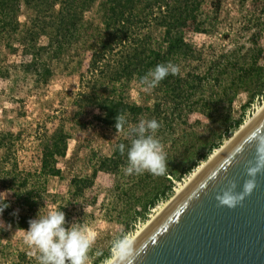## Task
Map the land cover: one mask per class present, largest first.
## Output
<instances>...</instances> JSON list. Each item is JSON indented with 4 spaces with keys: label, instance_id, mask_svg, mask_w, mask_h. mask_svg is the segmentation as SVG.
Returning <instances> with one entry per match:
<instances>
[{
    "label": "trees",
    "instance_id": "1",
    "mask_svg": "<svg viewBox=\"0 0 264 264\" xmlns=\"http://www.w3.org/2000/svg\"><path fill=\"white\" fill-rule=\"evenodd\" d=\"M19 1L0 0V40L8 52H19L27 58L17 67L32 75L35 82L45 83L52 76L51 60L80 39L86 42L90 56L85 71L79 73V90L73 99L75 117L86 107H97L100 115L93 116L109 126H115L120 113L126 115L129 126L140 119L155 118L161 124L158 137L168 141L166 132L173 130L174 105L183 103L210 122L223 125L229 134L243 120L242 114L234 118L231 113L238 93H249L259 101L264 95L263 48L255 35L246 42L235 39L230 49L217 51L212 44L199 47L188 41L184 31L177 28L184 20L192 23L196 33L214 34L222 24L224 0L210 1L212 13L204 10L206 0H21L32 13L24 24L18 20ZM231 1L246 15L254 13L243 9L247 2L260 3L264 13L263 0ZM96 2L101 22L93 26L84 19V13ZM158 29L163 30L160 38L155 36ZM231 34L226 29L221 37L230 40ZM41 38L46 39L45 44ZM168 61L180 66V74L169 75L151 90V105L131 101L130 83H139L150 69ZM7 74L0 67V77ZM17 137L10 131H0V190L11 193L10 199L0 205L8 204L2 219L11 227L24 230L42 205L45 179L61 173L58 158L66 156L70 133L60 123L51 133L41 135L40 166L34 171L21 170L14 148ZM130 141L128 135L119 138L110 156L100 157L89 176L73 179L75 195L82 196L100 170L117 179L122 177L127 157L119 153L117 145ZM207 152L200 158L206 159ZM189 170L188 165L180 174L172 175L181 180ZM149 185L145 175H132L123 187L117 182L111 194L112 205L119 206L126 219L145 221L157 201L158 195L153 194L159 192L161 199H167L173 180L166 176L162 185ZM5 233L0 226V234Z\"/></svg>",
    "mask_w": 264,
    "mask_h": 264
},
{
    "label": "rangeland",
    "instance_id": "2",
    "mask_svg": "<svg viewBox=\"0 0 264 264\" xmlns=\"http://www.w3.org/2000/svg\"><path fill=\"white\" fill-rule=\"evenodd\" d=\"M210 1L206 0L204 6L208 13L213 12ZM259 5L260 3L247 2L243 9L254 13L246 15L240 6L231 0H224L220 12L222 24L212 35L194 32L190 21H180L177 28L184 31L188 41L199 47L212 44L217 51L230 49L235 39L246 42L253 34L263 48L261 63H264V13ZM97 10L96 2L84 13V19L93 26L100 25L101 22ZM31 14L20 0L17 13L20 23L24 24ZM226 29L232 33L230 40L221 37ZM162 31L156 30L155 36L160 38ZM40 41L42 44L46 43L45 38ZM85 43L82 38L66 49L59 58L51 60L52 76L45 83H37L32 75L17 67L27 58L22 57L19 52H8L4 41L0 40V67L8 72L7 76L0 77V131H10L18 136L14 139V148L19 166L22 171H34L40 166L41 135L51 133L60 123L64 124L70 133L67 153L65 157L58 158L60 175L45 179V192L38 212L46 215L50 211H64L67 222L65 227L76 222L88 224L97 232V240L90 252V264H94L96 260V264H109L116 255L110 251L111 240L121 233L127 234L131 240L137 229L142 228L159 210L166 207L178 187L188 181L191 173L207 162L216 149L254 116L264 104V98L263 103L257 104L259 99H252L249 93H238L233 100L231 113L234 118L242 114L243 120L229 134L225 132L223 125L210 122L183 103L175 104L173 130L166 132L168 141H161L167 154L168 170L162 176H153L147 172L143 174L150 188L162 185L164 177H171L172 193L167 199H161L159 192L153 194L158 195L157 201L147 212L146 220L134 222L133 219H126L119 206L112 205L111 194L116 189L117 182L123 187L131 177L126 176L124 171L123 176L117 179L112 173L100 170L93 185L84 189L82 196H77L74 192L73 179L89 176L93 167L98 166L99 158L109 157L116 141L126 136L125 131H117L115 126L97 120L93 116L100 115L97 107H86L85 112L78 117L74 116L76 108L73 106V99L79 90V73L85 71L90 56ZM129 96L131 101L139 105L152 104V91H145L136 81L130 83ZM206 152L207 158L201 159L200 156ZM188 165L189 172L181 180L174 179L172 174H180ZM10 197L9 191L0 190V203ZM0 226L6 230L5 234H0V264H38L37 251L24 242V230L27 229L11 227L2 219L1 214Z\"/></svg>",
    "mask_w": 264,
    "mask_h": 264
},
{
    "label": "water",
    "instance_id": "3",
    "mask_svg": "<svg viewBox=\"0 0 264 264\" xmlns=\"http://www.w3.org/2000/svg\"><path fill=\"white\" fill-rule=\"evenodd\" d=\"M261 138L264 108L133 241L131 264H264V172L235 208L216 199L233 181L242 191Z\"/></svg>",
    "mask_w": 264,
    "mask_h": 264
},
{
    "label": "clouds",
    "instance_id": "4",
    "mask_svg": "<svg viewBox=\"0 0 264 264\" xmlns=\"http://www.w3.org/2000/svg\"><path fill=\"white\" fill-rule=\"evenodd\" d=\"M180 66L171 61L157 64L140 78V85L145 91L155 89L169 75L180 74ZM117 131H125L131 137L129 144L119 143L117 150L127 161L123 171L126 176L143 175L162 176L168 170L167 154L157 133L161 127L157 119H140L135 126H129L127 117L120 113L115 118ZM256 160L247 168L249 177L244 181L242 191L237 192L236 183L217 195L221 206L235 208L256 188V177L264 172V138L258 140ZM8 207L0 205V214ZM65 212L50 211L29 220V228L24 230V242L34 248L38 264H90V252L97 240V232L86 223L76 222L66 225ZM110 251L118 254L121 264H131L134 259V245L127 234L121 233L110 242Z\"/></svg>",
    "mask_w": 264,
    "mask_h": 264
},
{
    "label": "bare ground",
    "instance_id": "5",
    "mask_svg": "<svg viewBox=\"0 0 264 264\" xmlns=\"http://www.w3.org/2000/svg\"><path fill=\"white\" fill-rule=\"evenodd\" d=\"M264 108V104L262 105V107H260V108H258L257 109V111H256V113L254 114V116L252 117V118H250V119H248L246 122H244L240 127H239V129L234 133V135L231 137V138H229L228 140H226L224 143H223V145L220 147V148H218V149H216L211 155H210V157H209V159H208V161L207 162H205V163H203V164H201V165H199V167L197 168V169H195V171H193L192 173H191V175L189 176V179H188V181L185 183V182H183V183H185V184H182V185H180L179 187H178V189H177V191H176V195L178 196L179 195V193L207 166V164L250 122V121H252L255 117H256V115L262 110ZM186 181V180H185ZM174 196V195H173ZM176 196V197H177ZM170 202V201H169ZM168 202V203H169ZM162 206V205H161ZM165 208H162L161 210H157L158 211V213L155 215V216H153V218L151 219V220H149V221H147L143 226H142V228H140V229H137V231L136 232H134V236H133V238L131 239V241L133 242L145 229H146V227L164 210ZM156 211V212H157ZM119 256H118V254H116L113 258H111V261L109 262V264H112L117 258H118ZM107 264V263H106Z\"/></svg>",
    "mask_w": 264,
    "mask_h": 264
},
{
    "label": "built area",
    "instance_id": "6",
    "mask_svg": "<svg viewBox=\"0 0 264 264\" xmlns=\"http://www.w3.org/2000/svg\"><path fill=\"white\" fill-rule=\"evenodd\" d=\"M263 98H264V95L260 98L261 101H257L258 98H256L255 100L257 101V104H259V103H263Z\"/></svg>",
    "mask_w": 264,
    "mask_h": 264
}]
</instances>
